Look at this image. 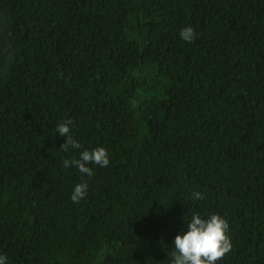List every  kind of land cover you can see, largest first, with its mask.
I'll return each instance as SVG.
<instances>
[{
    "label": "trees",
    "instance_id": "obj_1",
    "mask_svg": "<svg viewBox=\"0 0 264 264\" xmlns=\"http://www.w3.org/2000/svg\"><path fill=\"white\" fill-rule=\"evenodd\" d=\"M3 48L6 264H171L194 213L229 223L218 264H264V0H0Z\"/></svg>",
    "mask_w": 264,
    "mask_h": 264
},
{
    "label": "clouds",
    "instance_id": "obj_2",
    "mask_svg": "<svg viewBox=\"0 0 264 264\" xmlns=\"http://www.w3.org/2000/svg\"><path fill=\"white\" fill-rule=\"evenodd\" d=\"M181 38L186 42H193L196 33L192 26H186L180 31ZM13 60V54L7 48L0 49V76L6 75ZM71 119L59 123L56 132L65 136L66 140L60 145V149L68 152L72 149H80L81 144L71 134ZM108 150L96 147L92 150H83L78 159H65L63 166L68 168L75 166L80 173L91 177L94 175L90 164L100 167L109 165ZM87 181L77 184L70 196L73 203H79L85 198L88 190ZM194 200L204 199L205 196L199 191L192 193ZM229 223L219 213H212L206 218L194 213L187 221V231L177 234L168 256L171 264H218L232 249L233 244L228 235ZM7 256L0 254V264H6Z\"/></svg>",
    "mask_w": 264,
    "mask_h": 264
}]
</instances>
